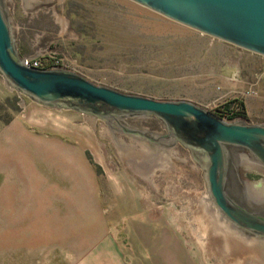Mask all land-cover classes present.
Here are the masks:
<instances>
[{
  "label": "rangeland",
  "instance_id": "rangeland-1",
  "mask_svg": "<svg viewBox=\"0 0 264 264\" xmlns=\"http://www.w3.org/2000/svg\"><path fill=\"white\" fill-rule=\"evenodd\" d=\"M6 2L26 55L53 53L94 85L216 116L239 100L243 121L264 124V58L129 0ZM28 103L0 76V264H145L152 251L137 249L147 242L165 252L179 243L200 264H264L260 242L198 204L207 198L202 171L186 149L175 145L148 167L130 164L105 123ZM128 124L165 134L154 118ZM131 165L149 168L147 177ZM240 176L264 183L255 166Z\"/></svg>",
  "mask_w": 264,
  "mask_h": 264
},
{
  "label": "water",
  "instance_id": "water-1",
  "mask_svg": "<svg viewBox=\"0 0 264 264\" xmlns=\"http://www.w3.org/2000/svg\"><path fill=\"white\" fill-rule=\"evenodd\" d=\"M194 32L264 58V0H129ZM0 76L32 102L105 123L128 163L147 166L179 145L202 171L206 196L219 217L264 247L263 182L241 179L240 168L264 171V124L227 122L189 102H162L97 86L63 69L25 65L16 50L5 0H0ZM154 118L165 134L135 129L125 119Z\"/></svg>",
  "mask_w": 264,
  "mask_h": 264
},
{
  "label": "crops",
  "instance_id": "crops-1",
  "mask_svg": "<svg viewBox=\"0 0 264 264\" xmlns=\"http://www.w3.org/2000/svg\"><path fill=\"white\" fill-rule=\"evenodd\" d=\"M21 1L23 3L24 0H21ZM5 3H7L6 0H5ZM26 9L27 8L24 6V10H26ZM8 10H9V8H8ZM14 34H15L16 50H17V53H18V55H19L20 58H23V59L24 58H36L39 55V52L34 53L33 56H29V55H26L23 52H21V50L19 48V42H18L17 37H16L15 29H14ZM249 54H251V53H249ZM255 56H257V55H255ZM235 77H236V72L234 73V76L230 80L231 81V88L233 89V91H235V90L238 89L237 88V84H239V82H240ZM247 91H249V90L247 89ZM242 94L244 96V95H246V92L245 93H242ZM28 105L31 106V107H33V108H38L40 110L45 108V107H42V106H40V105L32 102L31 100H30V103H28ZM45 109H48V108H45ZM245 109H246V105H245ZM197 202H198L199 205L202 202L204 204L207 202L208 204H205L206 211L209 214L211 213V215H212L213 212H215L217 214V212L215 211V209L209 204L207 198L206 199L204 198L203 200L201 199V201L200 200H197ZM172 243H174V242H172ZM141 244L139 245L141 247H139L137 250L141 249V250H148V251L151 250L152 251V256H151L152 258L151 259H146L147 262L145 264H159L158 262H154L155 259L153 258L154 251L155 250H159V249H161L162 252H163L162 253V257L161 258H157V260H155V261H159L160 264H194V263L195 264H200L199 260L197 259V263H196V259L194 258V260H193V258L189 254L186 253L185 249H183L179 245V243H176L177 245H175V246L173 244L174 247L173 248H170L169 247L167 252L163 251L165 249L164 247H155V246H158V244L156 243L157 244L156 245L154 242H147L145 245H143V243H141ZM136 264H139V263L137 262Z\"/></svg>",
  "mask_w": 264,
  "mask_h": 264
},
{
  "label": "built area",
  "instance_id": "built-area-1",
  "mask_svg": "<svg viewBox=\"0 0 264 264\" xmlns=\"http://www.w3.org/2000/svg\"><path fill=\"white\" fill-rule=\"evenodd\" d=\"M25 65L36 68V69H63L71 71L70 67L64 63V61L61 58L56 57L53 53L48 52H41L36 58H24ZM252 95V92L246 93V95ZM231 114H225V117L222 118V120L227 122L228 117H230ZM239 120V119H236ZM234 120V121H236Z\"/></svg>",
  "mask_w": 264,
  "mask_h": 264
},
{
  "label": "trees",
  "instance_id": "trees-1",
  "mask_svg": "<svg viewBox=\"0 0 264 264\" xmlns=\"http://www.w3.org/2000/svg\"><path fill=\"white\" fill-rule=\"evenodd\" d=\"M231 114L230 117H228V121H234L236 119L242 120L245 118V110L243 103L239 100H233L228 105H226L225 108H223L221 111H218L217 116L219 118H224L225 114Z\"/></svg>",
  "mask_w": 264,
  "mask_h": 264
},
{
  "label": "bare ground",
  "instance_id": "bare-ground-1",
  "mask_svg": "<svg viewBox=\"0 0 264 264\" xmlns=\"http://www.w3.org/2000/svg\"><path fill=\"white\" fill-rule=\"evenodd\" d=\"M162 160H163V158H162ZM160 164H162V163H160ZM153 165V164H152ZM132 166V165H131ZM154 166H156L155 164H154ZM148 167V166H147ZM132 168L135 170V172L138 174L139 173V175H141L142 177H147V174H148V170H150L149 168H148V170H146V169H138V168H135V167H133L132 166ZM150 173V172H149ZM215 213V212H214ZM215 215V214H214Z\"/></svg>",
  "mask_w": 264,
  "mask_h": 264
},
{
  "label": "flooded vegetation",
  "instance_id": "flooded-vegetation-1",
  "mask_svg": "<svg viewBox=\"0 0 264 264\" xmlns=\"http://www.w3.org/2000/svg\"><path fill=\"white\" fill-rule=\"evenodd\" d=\"M132 121V119H125V120H123V122L125 123V124H127L128 126H130V124H128L129 122H131ZM260 169V168H259ZM263 171V170H262ZM261 178H263V175H261Z\"/></svg>",
  "mask_w": 264,
  "mask_h": 264
}]
</instances>
